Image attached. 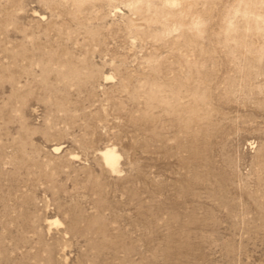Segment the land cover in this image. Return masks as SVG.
Returning <instances> with one entry per match:
<instances>
[{"label": "rangeland", "instance_id": "rangeland-1", "mask_svg": "<svg viewBox=\"0 0 264 264\" xmlns=\"http://www.w3.org/2000/svg\"><path fill=\"white\" fill-rule=\"evenodd\" d=\"M0 264H264V0H0Z\"/></svg>", "mask_w": 264, "mask_h": 264}, {"label": "bare ground", "instance_id": "bare-ground-1", "mask_svg": "<svg viewBox=\"0 0 264 264\" xmlns=\"http://www.w3.org/2000/svg\"><path fill=\"white\" fill-rule=\"evenodd\" d=\"M103 156H104L105 161L109 165L113 166L116 163V155L112 151L106 150L103 153ZM57 222H58L57 220H54V223H57Z\"/></svg>", "mask_w": 264, "mask_h": 264}]
</instances>
